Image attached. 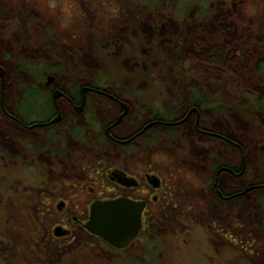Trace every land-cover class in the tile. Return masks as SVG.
I'll return each mask as SVG.
<instances>
[{"label":"rangeland","instance_id":"obj_1","mask_svg":"<svg viewBox=\"0 0 264 264\" xmlns=\"http://www.w3.org/2000/svg\"><path fill=\"white\" fill-rule=\"evenodd\" d=\"M151 3L0 0V67L9 87L5 97L22 116L25 97L47 99L45 91L35 98L40 92L24 87L39 83L37 74L42 84L45 77L61 87L90 83L135 108L144 104L156 113L170 110L169 120L183 113L187 92L196 89L201 91L200 125L216 136H196L188 123L186 138H178V143L170 137H181V132L156 131L162 136L150 151L140 145L141 165L153 164L150 169L162 175L166 187L159 204L150 206L144 217L140 237L122 251L89 235L70 218L86 222L84 191L105 187L104 165L78 163L89 176L82 182L64 178L55 164L56 176L49 182L39 173L45 165L41 161L35 171L21 166L17 155L0 154V260L6 264H252L249 258L261 249L255 247L261 246L260 231L250 230L262 210L259 193L223 202L210 182L216 165L234 169L241 162L225 140L243 149L245 174L239 180L221 175L220 189L228 195L264 181V150H258L264 146V109L230 74L236 57L264 41V0ZM213 50L226 55L225 69L204 64ZM97 99L92 96V139L111 116L94 103ZM30 118L38 119L34 114ZM0 122L7 123L1 115ZM136 125L127 121L121 132ZM15 131L11 126L12 136ZM97 150L103 153L104 147ZM60 202L66 205L64 215L56 209ZM60 226L70 230L68 237L54 238Z\"/></svg>","mask_w":264,"mask_h":264},{"label":"flooded vegetation","instance_id":"obj_2","mask_svg":"<svg viewBox=\"0 0 264 264\" xmlns=\"http://www.w3.org/2000/svg\"><path fill=\"white\" fill-rule=\"evenodd\" d=\"M255 43H261V48L264 49V44H262L264 41L261 40ZM256 44H253V50L257 49ZM262 70L264 71V66ZM0 80L2 81L0 84V115L7 122L5 125L0 122V154L17 155L21 158L18 159L21 166L33 167L35 171L41 161L45 165L39 173L41 178L49 182L53 181L56 176L53 170L55 164L60 167L59 174L61 176L68 180L76 178L82 182L86 181L89 176L84 173V167H81L78 163L84 160L89 161V163L96 162V165H104L106 168L102 173V178L105 187L100 189V192L96 190V187H87L84 191L88 204V211H85L86 221L90 205L94 202L124 199L141 203L144 205L141 213V230L134 242L144 231V217L148 214L150 206L159 204L166 187L162 175L154 169H150L153 164L149 163L146 166L142 163L141 165L138 155L140 145L150 151V146L155 144L162 136H160L161 132L171 134L174 131L175 133L181 132V137H170V141L178 143L176 141L178 138L179 140L180 138H186V125L188 123H192L193 133L196 136L211 140L216 138L211 130L200 125L201 111L203 110L201 107H186L178 118L169 120L170 110L156 113L152 109H148L142 101L141 104L144 106L135 108L129 102L119 99L115 95H110L108 91L94 87L90 83L70 84L61 87L55 84L54 78L50 84H46V77L43 84L24 85L29 90L34 88L35 91L40 92L34 95L35 98L45 91L47 99L43 101L28 100L27 97L23 99V97H20L22 95H18L20 100L23 99L21 100V107L25 115L22 116L15 111L17 106H14L15 110H13L8 105L5 95L9 91V87L5 84L3 77ZM56 91L59 93L56 100H54ZM92 96L99 99L103 98L102 100H94V103L102 104V112L111 115L109 119L101 123L100 134L94 139H92V133L95 121H92V115L95 110L92 107ZM21 101L16 102V105H20ZM121 104H125V108ZM142 107L143 109H141ZM191 109H196V112H192ZM30 114H34L38 119L30 120ZM142 114H144V117L138 121ZM55 118H58V120L52 122ZM127 121H137V125L131 127L126 133H122L121 128L125 126ZM11 126H14L16 130L13 136L10 132ZM178 129L180 130L178 131ZM224 142L238 152L241 162L239 167L234 169L225 165H216L210 187L216 197L223 202L238 200L247 195L259 193L258 195L262 199V210L257 213L258 220L255 223H250V230L251 232L253 230L260 231V238L262 239L259 241L261 246L259 243H255V247L259 246L261 249H257L249 260L252 264H264V251L262 248V246L264 247V181L255 184L248 183V187L243 186L242 189L240 188L241 190L226 195L218 185L219 177L228 175L236 180L241 179L245 174V162H243L244 151L241 147L226 140ZM97 147H104L103 153L98 152ZM259 149L261 150L260 147H258ZM33 155H35V158ZM169 155H173L171 151H169ZM183 162L179 159L178 166L182 167ZM8 167H12V165L10 164ZM56 209L60 215H64L66 213L65 203L60 202ZM70 218L74 223L81 225L82 228L86 223L79 221L76 216H70ZM59 228L64 232L63 238L70 235L69 229L63 226ZM54 238L58 239L60 237ZM0 264H6V261L1 259Z\"/></svg>","mask_w":264,"mask_h":264},{"label":"water","instance_id":"obj_3","mask_svg":"<svg viewBox=\"0 0 264 264\" xmlns=\"http://www.w3.org/2000/svg\"><path fill=\"white\" fill-rule=\"evenodd\" d=\"M2 77L3 69L0 67V78ZM52 81V77L46 78V84H50ZM58 93V91L54 93V100ZM121 105L125 108V104ZM191 111L196 112V109H191ZM57 120L58 118H55L52 122ZM260 148L264 150V146ZM143 208L144 205L141 203L124 199L94 202L90 205L88 219L83 225V229L114 249H125L132 244L141 230ZM53 234L55 237H61L64 232L57 227Z\"/></svg>","mask_w":264,"mask_h":264},{"label":"trees","instance_id":"obj_4","mask_svg":"<svg viewBox=\"0 0 264 264\" xmlns=\"http://www.w3.org/2000/svg\"><path fill=\"white\" fill-rule=\"evenodd\" d=\"M133 1L140 4L144 2L148 4V6L152 5L151 0ZM256 47L257 49L246 51L245 54L236 57L232 65L233 67H231L230 74L234 75L235 79L239 81L245 95H248L253 99L255 104L260 105L259 107L264 109V71L262 70L264 66V49L261 48V43H257ZM227 60L226 55H224L222 51L213 50L206 54L203 62L206 66H214L222 70L225 69ZM37 75L39 76L38 82L40 83L42 77L40 74ZM200 92L201 91H197L196 89H190L187 92L190 94L189 102H187L184 107H201V99L198 98Z\"/></svg>","mask_w":264,"mask_h":264}]
</instances>
